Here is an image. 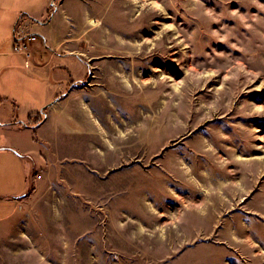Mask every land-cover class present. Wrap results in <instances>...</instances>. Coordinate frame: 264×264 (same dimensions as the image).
<instances>
[{"label":"rangeland","instance_id":"374dc122","mask_svg":"<svg viewBox=\"0 0 264 264\" xmlns=\"http://www.w3.org/2000/svg\"><path fill=\"white\" fill-rule=\"evenodd\" d=\"M46 1L0 0V194L30 179L0 264H264V0H56L45 27ZM104 43L122 111L37 138L31 90L98 72Z\"/></svg>","mask_w":264,"mask_h":264},{"label":"crops","instance_id":"0c3cea01","mask_svg":"<svg viewBox=\"0 0 264 264\" xmlns=\"http://www.w3.org/2000/svg\"><path fill=\"white\" fill-rule=\"evenodd\" d=\"M16 6H14L15 9H24V6H27L26 11H34L33 10V0H13ZM27 3V4H26ZM62 5V2L59 3ZM56 0H47L44 3L43 8L37 12H33L31 15L34 17H41L43 26H49L51 22L55 21L54 17L55 14L50 15V10L53 5H56V12L60 11L57 5H59ZM12 7V6H11ZM13 8V7H12ZM49 17V18H48ZM72 17V16H70ZM39 19V18H38ZM95 22V20H93ZM17 29V25H14V35ZM31 33V32H30ZM24 34V33H23ZM22 34V35H23ZM21 35V36H22ZM31 34H27L23 37H28ZM32 35H35V40H39L38 36L34 33ZM83 34H77L72 35L71 38H73V42H75L78 45V42L82 38ZM33 37H29L28 40H31ZM44 39L47 40L46 36L44 35ZM36 45H41L39 41H35ZM64 39L58 40V45H52L49 47H60L62 46V42ZM48 41V40H47ZM76 46V45H75ZM103 47H110L111 45H106L105 43L101 46H93V48L90 49V59H95L99 61V71L95 73H91L88 77L87 75L85 77L82 76H75L72 72L69 74H57L55 72L51 73L50 79L46 78L44 81L45 91L44 93L40 94H32L36 90V88L31 90L30 96H27V99L25 102L27 104L32 105L35 109L30 113L32 117H34V114L38 111H41L38 124L37 125H26L28 128H35L37 132V138H40L41 140L46 139V132L49 131L52 128H67V125H75L80 123L88 128V130L95 132L93 125H96L98 121H100L99 118V112L98 111H107L109 108H102L101 107V100L106 99L108 101L109 106L110 105H116V107L119 109V111H122V107L120 108V105L118 101L121 102V96L125 94L126 91H128L129 88V79L128 73L125 72L122 65L125 63L124 60L121 58H117L115 56L109 57L107 56L106 52H102L101 50L97 52L98 48ZM67 53H72L77 50L75 47H66L65 48ZM51 56L53 54L51 53ZM115 60V61H114ZM59 76L61 77V81H56L55 77ZM15 101L17 99L15 98ZM19 109L22 107V103L20 101H17ZM31 106V107H32ZM30 107V106H29ZM36 107V108H35ZM30 108L25 106V110L28 112ZM32 109V108H31ZM37 109V110H36ZM41 109V110H38ZM31 117V120H32ZM78 120L74 123L67 124V120ZM108 120L113 121L112 118H109ZM0 125H8V126H15L16 122L14 121H8V122H0ZM80 125H76L73 127H68L69 129H77L80 128ZM40 131L42 132V135L40 134ZM3 146H0V148ZM11 148L17 149V146L14 145L12 142ZM22 151V150H20ZM21 153V152H20ZM11 154V153H8ZM22 155V154H21ZM23 157L27 159L28 154H23ZM33 156L31 155L28 157L29 160H33ZM29 180H25V185L27 182V187L25 185L20 186L18 189L17 187H9V190L7 192H3L0 194V226L2 224L10 223L15 219V213L13 216H11V212L6 213V211H10V207H19L23 203L24 196L28 193L29 188ZM7 209V210H6Z\"/></svg>","mask_w":264,"mask_h":264},{"label":"built area","instance_id":"2783aa9c","mask_svg":"<svg viewBox=\"0 0 264 264\" xmlns=\"http://www.w3.org/2000/svg\"><path fill=\"white\" fill-rule=\"evenodd\" d=\"M20 47H21V46H16V45H14V50H17V49L20 48ZM22 47L26 48V45L23 44ZM38 176L40 177L41 175H38Z\"/></svg>","mask_w":264,"mask_h":264},{"label":"bare ground","instance_id":"6f19581e","mask_svg":"<svg viewBox=\"0 0 264 264\" xmlns=\"http://www.w3.org/2000/svg\"><path fill=\"white\" fill-rule=\"evenodd\" d=\"M199 195V201L202 199V196L200 195V194H198ZM96 261V260H95Z\"/></svg>","mask_w":264,"mask_h":264},{"label":"trees","instance_id":"16d2710c","mask_svg":"<svg viewBox=\"0 0 264 264\" xmlns=\"http://www.w3.org/2000/svg\"><path fill=\"white\" fill-rule=\"evenodd\" d=\"M30 117H32V115H30Z\"/></svg>","mask_w":264,"mask_h":264}]
</instances>
